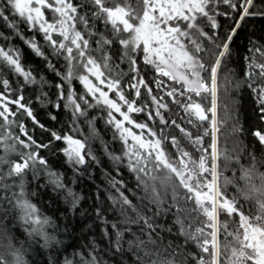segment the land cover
<instances>
[{
	"label": "snow or ice",
	"instance_id": "obj_1",
	"mask_svg": "<svg viewBox=\"0 0 264 264\" xmlns=\"http://www.w3.org/2000/svg\"><path fill=\"white\" fill-rule=\"evenodd\" d=\"M257 17L264 0H0V264H264ZM92 168L108 195L84 208Z\"/></svg>",
	"mask_w": 264,
	"mask_h": 264
},
{
	"label": "trees",
	"instance_id": "obj_2",
	"mask_svg": "<svg viewBox=\"0 0 264 264\" xmlns=\"http://www.w3.org/2000/svg\"><path fill=\"white\" fill-rule=\"evenodd\" d=\"M261 19L259 17L251 20L246 27L245 32L241 33V39H245L248 35L249 31L252 29H259L262 26ZM35 58L32 57L29 61L30 63L34 62ZM77 87H79L77 85ZM53 100H55V96L52 97ZM231 109H233L232 112V118L235 119L236 116V110L239 111V117L241 123H245V117L249 112L250 109V101L247 99V97L240 98V97H233L232 101H224ZM37 118L42 122L45 123L46 126L59 128L60 124L54 121L50 120L49 113L57 114V109L52 107L51 105H48L47 107H42L40 104H35L34 108ZM96 115H101V113L97 112ZM59 119L61 121L66 119V116L63 112V109L59 112ZM231 120L229 121V128L228 131H231L230 128ZM99 127H103V121L101 120L98 124ZM37 134L39 135V130H37ZM89 172L94 173V175H88L85 174L81 179V189L82 194L85 197V200L82 202L84 208H89L93 201L95 200L97 189L100 191V199L101 201H104L108 195V181L103 175V172L100 168H92L89 169Z\"/></svg>",
	"mask_w": 264,
	"mask_h": 264
}]
</instances>
